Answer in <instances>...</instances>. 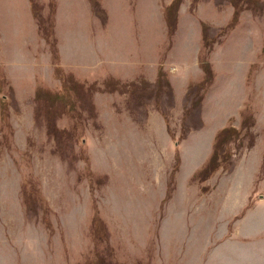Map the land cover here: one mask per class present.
Masks as SVG:
<instances>
[{"label":"rangeland","instance_id":"374dc122","mask_svg":"<svg viewBox=\"0 0 264 264\" xmlns=\"http://www.w3.org/2000/svg\"><path fill=\"white\" fill-rule=\"evenodd\" d=\"M36 2L56 57L29 1L0 0V264H264V0H182L170 39L171 0ZM202 24L214 79L197 93ZM55 66L84 101H36L62 89Z\"/></svg>","mask_w":264,"mask_h":264},{"label":"trees","instance_id":"16d2710c","mask_svg":"<svg viewBox=\"0 0 264 264\" xmlns=\"http://www.w3.org/2000/svg\"><path fill=\"white\" fill-rule=\"evenodd\" d=\"M29 1V9H30V13L33 17V19L37 20L39 22V29L42 33V38L43 40L46 42V44L48 45V49L51 50V53L54 55V57H56V52H57V48H56V40L54 38V32L52 29V26L49 23L48 28H46L44 26V18L42 17V15L40 14V7L38 6L36 0H28ZM172 2L167 5L164 10H163V14L165 16V25H166V30H167V36L170 37L174 34L175 28H176V21L172 22L171 21V15H175L177 14V10L178 7L181 3L182 0H171ZM54 8L55 6L52 4V10L51 13L54 14ZM237 21V15L234 14L232 19L230 20V22L223 27L220 32L221 35L226 34L227 32H229L231 29H233L234 25L236 24ZM54 28V26H53ZM207 29V27L205 25L202 24V34H203V40H204V46H202V48H200V51L198 53V65L201 68L203 75L200 81H198V83H193L190 84V88L194 91H196L197 93H199L200 91L203 93V91L206 89L207 85H209L210 83H212L213 79H214V74L213 71L211 69V66L209 64V62L206 59V42H205V30ZM54 60H56V58H54ZM55 74L58 76L59 79H61L62 82V89L56 93H50L46 90H42L41 88H38L40 85H38L36 87V91H35V99L36 101H39L41 99V96H48L50 100H56V103H59L57 105H50V108H59L62 107L61 104L65 103L64 99L66 97V93L68 91H74L77 96L82 99L84 101V97H86L85 95H87L88 90H86V88L84 87V85L78 81H76L73 77L72 74H65L63 75L61 73V70L58 66H55ZM62 75V76H61ZM115 80L108 79L105 81L104 85H109V83L112 82V84H119L118 82H114ZM124 85V84H123ZM122 85V87H123ZM131 87L136 86L135 84H131ZM156 88L157 92H160V90H164L165 87H169V82L167 80L166 75L164 74V72L161 70V68H158L157 70V75H156V79L153 85V88ZM90 88V87H89ZM78 91V92H77ZM135 91V90H132ZM202 93H200L199 95H197V98L195 97L194 99L195 102L193 105H196V103H198L200 100H202ZM2 98V97H1ZM5 105H4V101L3 98L1 99V103H0V119H4V117L6 116V109H5ZM63 108V107H62ZM54 114H59L57 112H54ZM2 121V120H1ZM250 122V126L252 125L253 122H251V119L248 116L241 115V123H243L244 125ZM242 129V127H241ZM240 131L236 130L234 127L232 126H227L224 127L222 129H220L214 136L213 139V144H212V150L210 155L208 156L207 160L205 161L203 167L196 173V175H194L195 177L199 178L200 180L205 179L212 171H214L217 167L220 166V164L226 162V160L228 159L229 156V151H227L225 149L226 144H228V141H234L238 138V136ZM178 160L179 157L177 156V154L175 155V167L174 169L177 168L178 166ZM209 177V176H208ZM94 224L96 223L97 220H93ZM98 223V221H97ZM96 257V261L95 263H89V264H96V262H98V253L94 256Z\"/></svg>","mask_w":264,"mask_h":264}]
</instances>
